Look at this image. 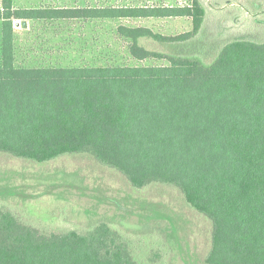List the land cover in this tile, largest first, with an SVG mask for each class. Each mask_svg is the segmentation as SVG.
I'll list each match as a JSON object with an SVG mask.
<instances>
[{"label":"trees","instance_id":"trees-1","mask_svg":"<svg viewBox=\"0 0 264 264\" xmlns=\"http://www.w3.org/2000/svg\"><path fill=\"white\" fill-rule=\"evenodd\" d=\"M184 1L15 10L13 0H1L0 154L36 164L86 155L135 190L174 187L211 224L204 264H264V40L225 41L209 56L145 48L142 40L174 45L206 34L200 1ZM167 19L191 28L163 35L117 24L113 31L131 59L159 65H16L18 21ZM0 264L138 263L130 237L108 221L44 232L0 210Z\"/></svg>","mask_w":264,"mask_h":264},{"label":"rangeland","instance_id":"rangeland-1","mask_svg":"<svg viewBox=\"0 0 264 264\" xmlns=\"http://www.w3.org/2000/svg\"><path fill=\"white\" fill-rule=\"evenodd\" d=\"M199 1L206 13V34L187 43L142 40L141 44L158 52L209 56L225 41L249 36L264 40V0ZM186 4L184 0H13L15 10ZM22 22L15 27L16 65L26 67L80 66L101 59L130 66L159 65L131 59L125 43L114 37L117 24L148 27L163 35L191 28L186 19L51 26ZM0 210L22 222L29 220L44 232L79 230L91 221H108L130 237L138 264H204L210 250V222L187 206L179 190L167 185L135 190L122 175L86 155L36 164L0 154Z\"/></svg>","mask_w":264,"mask_h":264},{"label":"water","instance_id":"water-1","mask_svg":"<svg viewBox=\"0 0 264 264\" xmlns=\"http://www.w3.org/2000/svg\"><path fill=\"white\" fill-rule=\"evenodd\" d=\"M21 26H22L23 28H25V27H26V23H25V22H22V23H21Z\"/></svg>","mask_w":264,"mask_h":264}]
</instances>
